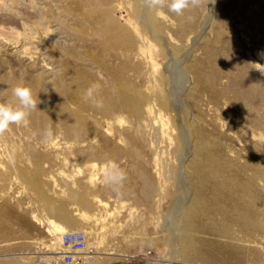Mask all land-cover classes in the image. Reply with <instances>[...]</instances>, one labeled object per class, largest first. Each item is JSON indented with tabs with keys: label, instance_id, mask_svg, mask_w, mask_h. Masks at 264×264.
Masks as SVG:
<instances>
[{
	"label": "rangeland",
	"instance_id": "obj_1",
	"mask_svg": "<svg viewBox=\"0 0 264 264\" xmlns=\"http://www.w3.org/2000/svg\"><path fill=\"white\" fill-rule=\"evenodd\" d=\"M138 1L0 0V103L18 106L12 90L20 85L39 101L27 125L11 124L0 133L1 259L40 251L39 243L50 238L48 218L68 232L82 231L75 213L85 212L88 224L98 228L99 248L123 255L112 260L100 255L94 264H167L171 247L164 218L177 202L196 221L185 234L190 245H178L188 254L179 263L264 264V67L257 60H264V0H199L181 15L165 0L163 7L147 5L148 29ZM211 3L213 16L190 50ZM8 43H17L25 56L14 54ZM164 44L169 56L162 53ZM146 50L161 71L169 57L190 50L183 66L191 89L186 86L174 102L188 107L193 134L214 149L210 158L200 159L190 141L192 156L179 168L175 128L168 124L170 139L156 135L154 121L145 115L143 95L152 91ZM169 71L171 84L184 82ZM93 84L99 88L85 99ZM201 189L197 209L191 210L193 194ZM231 205L257 218L248 217L249 224L261 223L262 233L235 226L221 232ZM208 210H213L209 225L202 216Z\"/></svg>",
	"mask_w": 264,
	"mask_h": 264
},
{
	"label": "bare ground",
	"instance_id": "obj_2",
	"mask_svg": "<svg viewBox=\"0 0 264 264\" xmlns=\"http://www.w3.org/2000/svg\"><path fill=\"white\" fill-rule=\"evenodd\" d=\"M140 3V5L144 6V12L142 14L139 15L140 17V21H141V24L143 26H145L147 29L149 28V24L151 22V18H150V12H149V8L147 7V3H146V0H139L138 1ZM224 2V1H223ZM148 8V10H147ZM212 9H213V3L210 4V11H209V14H208V17L207 19L205 20V22H203L204 24L201 26L200 28V32L197 33L196 36L194 37H191L192 40H191V43H190V50L194 47V45L196 44V41L199 39V36L202 34V32L204 31V29L206 28V25L208 23V19L210 18V15H212ZM214 11V10H213ZM213 16V15H212ZM206 18V17H205ZM2 39V38H1ZM188 40V39H187ZM257 40V39H256ZM4 41V40H3ZM142 41H144V39H142ZM255 41V40H254ZM30 42V41H29ZM247 43V42H246ZM9 44V43H8ZM189 44V43H188ZM248 44V43H247ZM11 45V48L15 51H12L14 54H18L20 55L21 54V57L25 56L26 52L25 50H21V49H18V46H17V43H13V44H9ZM32 46L36 49V46H34V44L32 43ZM163 46V45H162ZM178 46V45H177ZM10 48V49H11ZM140 48V47H139ZM254 49V48H253ZM34 50V49H33ZM186 50V49H185ZM190 50L186 51V52H182V54H180L178 57L176 58H170L166 61V64H165V70L161 71L160 69L157 68V65H156V62H155V59H156V56L154 55L153 52L151 51H143V56H144V59H145V67L147 68V71H148V74L150 76V78L152 79V91L149 93V94H144L143 95V98L145 99L144 101H147V107L145 109V115L146 117L149 119V120H153L154 123V127H155V131H156V135L157 133L160 134L162 136V138L164 139V137L168 136L169 138V130H168V124L171 123L172 126L175 128H173L176 132L175 134V137H171L173 138V140L176 142V149L178 150V152H180V155H179V160H180V167L179 168H184L183 164L184 162H186L188 160V157L191 155L190 151H189V147H190V141L193 142L192 144V148L193 150H195L197 153H199L200 155V159H205L206 157L210 158L211 155H212V147H210L209 145H207L206 143H204L201 138L195 134H193L192 131L194 126H191V119L189 120V114H188V107L186 108V105H178V104H175L174 100L176 99V97H179V95L184 92L185 90V87L187 85H185L186 83L189 84V81L191 79V77L188 75V73L185 72V70H187V68L184 70V66H183V63L185 61V59L188 57V54L190 53ZM167 52V54H166ZM258 52V51H257ZM36 53V52H34ZM162 53L166 54L169 56L170 54V48L164 44V48H163V51ZM259 53V52H258ZM30 54V53H29ZM252 55V53H251ZM29 57V56H28ZM262 57V56H261ZM190 58V57H189ZM258 62H260V64H262V66L264 67V60L263 61H259V59H257ZM257 62V61H256ZM165 63V62H164ZM190 64V63H189ZM259 64V65H260ZM185 65V64H184ZM187 65V64H186ZM182 66V67H181ZM194 67V66H193ZM164 68V67H163ZM259 69V68H258ZM169 70H171L172 72H176L178 74H181V80L183 79L184 82H174L173 84H171V81L169 80L167 74L170 72ZM188 71V70H187ZM173 74V73H172ZM192 75V73H191ZM194 75V74H193ZM172 76V75H171ZM178 76V75H177ZM173 78V77H172ZM193 79V78H192ZM195 79V77H194ZM177 81V80H175ZM193 81V80H192ZM191 82V81H190ZM195 82V81H194ZM199 82V81H198ZM199 85V84H198ZM188 89L190 90L191 87L187 86ZM199 87V86H198ZM198 89V88H196ZM197 91V90H196ZM164 92V93H163ZM166 92V93H165ZM189 93V92H188ZM194 93V92H193ZM165 94V95H163ZM62 95V94H61ZM138 95V94H137ZM123 96V94L120 95V98ZM141 96V95H140ZM195 96H197L195 94ZM60 98V96H59ZM142 98V97H141ZM142 98V99H143ZM175 98V99H174ZM252 98V97H251ZM123 99V98H122ZM182 99V98H181ZM184 99V98H183ZM255 99V98H254ZM165 100V101H164ZM196 100V99H195ZM121 101V100H120ZM121 103V102H120ZM180 104V101L178 102ZM195 103V102H194ZM183 104V103H182ZM185 104V103H184ZM187 104V103H186ZM132 105V104H131ZM130 105V106H131ZM188 105V104H187ZM81 107V106H80ZM60 108V107H59ZM62 108V107H61ZM64 108V107H63ZM120 108V107H119ZM130 108V107H129ZM134 108V107H133ZM46 109H50L48 107L45 108V111ZM83 109V108H81ZM121 109V108H120ZM123 109V108H122ZM126 109V108H125ZM191 110V109H190ZM193 110V109H192ZM48 111V110H47ZM62 111V110H61ZM120 111V110H119ZM52 114H54L53 111H51ZM49 112V113H51ZM48 113V114H49ZM60 112H58L59 114ZM64 114V112H62ZM197 113V112H196ZM62 114V115H63ZM47 115V114H46ZM67 115V114H66ZM65 115V116H66ZM144 115V116H145ZM196 115V114H195ZM64 116V117H65ZM192 116V114H191ZM198 116V115H197ZM196 116V117H197ZM118 118V117H117ZM195 118V117H194ZM200 118V117H198ZM196 118V119H198ZM203 120V119H202ZM200 119V121H202ZM199 122V120H198ZM148 123V122H147ZM204 123V122H203ZM65 124V123H64ZM198 124V123H197ZM207 124V123H206ZM67 127H69V124H66ZM90 125V124H88ZM146 125V124H145ZM150 125V124H149ZM72 126V125H71ZM69 127V130L70 128L73 127V129H75V131L77 130L76 128H74V126L72 127ZM85 126V125H84ZM199 126V125H198ZM205 127V126H204ZM207 127V126H206ZM81 128V127H80ZM83 128V127H82ZM89 128V126L87 127ZM86 128V129H87ZM91 128V127H90ZM109 128V127H108ZM146 128V127H144ZM67 129V128H66ZM118 129V128H117ZM148 129H150V126L148 127ZM196 129V128H195ZM199 129V128H198ZM209 129V128H208ZM72 130V129H71ZM80 130V129H79ZM83 130V129H82ZM85 130V129H84ZM153 130V129H151ZM68 131V129H67ZM74 131V130H73ZM90 131H93L90 130ZM115 131V129H114ZM88 132V131H87ZM85 132V133H87ZM105 132V131H104ZM120 132V131H119ZM118 132V133H119ZM145 132L146 129H145ZM154 132V131H153ZM152 132V133H153ZM210 132V131H209ZM77 133V131H76ZM82 133V132H81ZM84 133V134H85ZM89 133V134H88ZM87 133V137L88 135L90 136V132ZM92 133V132H91ZM174 133V132H173ZM194 133H196V131H194ZM67 134V133H66ZM71 134V133H70ZM208 134V133H207ZM69 135V133H68ZM67 135V136H68ZM73 135V133H72ZM78 135L79 132H78ZM94 135V134H93ZM151 135V134H150ZM172 135V133H171ZM170 135V136H171ZM191 135V136H190ZM193 135V136H192ZM227 135V134H226ZM74 136H75V133H74ZM77 136V134H76ZM82 136V135H81ZM80 136V137H81ZM84 136V135H83ZM82 136V138H83ZM86 136V134H85ZM148 136V135H147ZM154 136V135H153ZM220 136H222L220 134ZM78 137V136H77ZM96 137V136H95ZM2 139V138H1ZM84 139V138H83ZM120 139V138H118ZM170 139V138H169ZM78 140H82V139H78ZM77 140V141H78ZM261 140V139H260ZM52 141V140H51ZM57 141V140H56ZM91 141V140H90ZM121 141V140H120ZM154 141V140H153ZM164 141V140H162ZM166 141V139H165ZM251 141V140H250ZM59 142V141H58ZM57 142V143H58ZM74 142V141H73ZM157 142V141H156ZM261 142V141H259ZM56 143V144H57ZM72 143V142H71ZM88 143V142H87ZM209 143V142H208ZM253 143V142H252ZM51 144V143H49ZM92 144V143H90ZM154 144V142L152 143ZM174 144V142H173ZM172 144V146H173ZM47 145V144H46ZM52 145V144H51ZM50 145V146H51ZM49 146V145H48ZM49 146V147H50ZM71 145L67 146V147H70ZM157 146V145H156ZM219 146V145H218ZM250 146H252L250 144ZM55 147V146H54ZM73 147V146H72ZM108 148V147H107ZM173 148V147H172ZM218 148V147H217ZM222 148V147H221ZM250 148V147H249ZM170 149V148H169ZM191 149V147H190ZM243 149V148H242ZM251 149V148H250ZM175 151V149H172ZM220 150V148H219ZM247 150V149H246ZM261 150V149H260ZM165 151V150H164ZM173 151V152H174ZM255 151V150H254ZM172 152V153H173ZM235 152V151H234ZM241 152V151H240ZM256 152V151H255ZM73 153V152H72ZM164 153V152H163ZM171 153V154H172ZM195 153V152H194ZM244 153V152H243ZM264 153V152H263ZM169 154V155H171ZM174 154V153H173ZM190 154V155H189ZM226 154V153H225ZM196 155V154H195ZM247 155V154H246ZM262 155V154H261ZM192 156V155H191ZM190 156V157H191ZM12 157V156H11ZM67 157V156H65ZM195 157V156H194ZM249 157V156H248ZM263 157V155H262ZM177 158V156H176ZM196 158V157H195ZM228 158V157H227ZM199 159V158H198ZM178 160V161H179ZM214 160V159H213ZM224 160V159H223ZM226 160V159H225ZM228 161V160H227ZM70 162V161H69ZM194 163V162H193ZM211 163V162H210ZM216 163V162H215ZM215 163L212 161V166H215ZM229 163V162H228ZM66 164V163H65ZM187 164V163H186ZM207 164V163H206ZM217 164V163H216ZM246 164V163H245ZM70 165H71V162H70ZM194 165V164H193ZM248 165V164H247ZM250 165V164H249ZM186 166V165H185ZM217 166V165H216ZM237 166V165H236ZM243 166V165H242ZM240 165V167H242ZM203 167V165H202ZM205 167V166H204ZM207 167V166H206ZM209 167V166H208ZM239 167V168H240ZM245 167V166H244ZM243 167V168H244ZM254 167V166H253ZM217 168V167H216ZM238 168V169H239ZM247 168V167H246ZM193 169V168H192ZM202 169V168H201ZM200 169V170H201ZM230 169V168H229ZM235 169V168H234ZM233 169V170H234ZM255 169V168H254ZM187 170V169H186ZM226 170V169H225ZM182 171V170H181ZM194 171V170H193ZM209 171V169H208ZM219 171V170H218ZM235 171V170H234ZM251 171H252V168H251ZM186 172H189V171H186ZM205 172V171H204ZM231 172V171H230ZM191 173V172H190ZM255 173V172H254ZM257 173V172H256ZM183 174V173H182ZM188 174V173H187ZM249 174V172H248ZM251 174V173H250ZM191 175V174H190ZM193 175V174H192ZM207 175V174H206ZM183 176V175H182ZM188 176V175H187ZM184 177V176H183ZM191 177V176H190ZM195 177V176H193ZM213 177V176H212ZM256 177V176H255ZM264 177V176H263ZM144 178V177H143ZM178 178H180L178 176ZM211 178V177H210ZM251 178V177H250ZM92 179V178H91ZM234 179V178H233ZM248 179V178H246ZM185 180V179H184ZM189 180V179H187ZM198 179L196 178V181ZM213 180V178H212ZM232 180V179H231ZM249 180V179H248ZM215 181V180H214ZM226 181V179H225ZM228 181V180H227ZM263 181V180H262ZM190 181L186 182L189 183ZM208 182V181H207ZM206 182V183H207ZM232 182V181H231ZM234 182V181H233ZM236 182V181H235ZM150 182L147 181V183L145 184H148V186H151L149 185ZM215 183V182H214ZM227 183V182H226ZM258 183V182H257ZM209 184V183H208ZM225 184V183H224ZM255 184V183H254ZM259 184V183H258ZM263 184V183H261ZM190 185V184H189ZM207 185V184H206ZM231 185V184H230ZM146 186V185H145ZM264 186V185H263ZM195 187V186H194ZM207 187V186H206ZM223 187V186H222ZM259 187V186H257ZM153 187H149V190L152 189ZM232 188V187H231ZM142 189H143V186H142ZM145 189H148V187L146 186ZM188 189V188H187ZM193 189V188H192ZM196 189V188H195ZM210 188H208L209 190ZM228 189V188H227ZM250 189V187L248 188ZM186 190V189H185ZM216 190V189H215ZM221 190V189H220ZM247 190V189H246ZM254 190V189H253ZM152 191H155V190H152ZM206 191V189H205ZM211 191H214L213 188ZM243 191V190H242ZM151 192V191H150ZM149 192V193H150ZM187 192V191H186ZM262 192V191H261ZM143 193H146V192H143ZM188 193V192H187ZM192 193V192H191ZM199 193L200 195H198V191L196 192V194H193V198H192V201H190L191 199H189L190 203H191V207L192 209L191 210H194V208L196 207V198H200L201 197V194H204V191L199 190ZM239 193V192H238ZM249 194V193H248ZM256 194V193H255ZM142 195V194H141ZM146 196V194H144ZM152 195V194H150ZM259 195V194H258ZM261 195V194H260ZM120 196V195H119ZM192 195H190L191 197ZM214 196V194H213ZM236 196V195H235ZM148 197V196H147ZM189 197V196H188ZM220 197V196H219ZM249 197V196H248ZM255 197V196H254ZM253 197V198H254ZM146 198V197H145ZM247 198V197H246ZM147 199V198H146ZM245 199V198H244ZM188 200V199H187ZM230 200V199H229ZM98 201V200H97ZM234 201V200H233ZM241 201V200H240ZM238 202V201H237ZM245 202V201H244ZM261 202V201H260ZM48 203V202H47ZM98 203H101L100 201H98ZM189 203V202H188ZM201 203V202H200ZM218 203V202H217ZM243 203V202H242ZM49 204V203H48ZM51 204V203H50ZM49 204V205H50ZM240 204V203H239ZM255 204H258V202H255ZM261 204V203H260ZM200 205V204H199ZM217 205V204H216ZM52 206V205H51ZM187 207V206H186ZM188 208V207H187ZM1 209V208H0ZM8 209V208H7ZM49 209L50 206H49ZM197 209V208H195ZM9 210V209H8ZM188 210H190L188 208ZM206 210V209H205ZM241 207H237V206H234V205H231L230 208H229V212H225V216L223 217V224H222V227H221V232H223V230L225 231V229L229 228L230 226H235V227H238L240 228V232H243V233H255V232H260L262 233L263 231V226L261 223H255L253 221V223L251 222L249 224V219L248 217H250V215H245L242 213L241 211ZM250 210H252L250 208ZM5 211V210H4ZM57 211V210H56ZM65 211V210H64ZM213 211V210H212ZM211 210H208L207 212H205L202 216H204L207 220V223L208 225L211 223V218H212V215H213V212ZM220 211V210H219ZM83 212V211H81ZM184 210H183V203L179 205V203L175 202L172 204V207L170 208V210L168 211L166 217L164 218V228L168 229L169 230L167 231L168 232V235L170 237V251H169V258H170V262L167 263V264H189V263H179L180 260L183 261V260H187L188 259V254H184L182 255V252H181V249L178 248V245L181 244V243H185L184 245H190V239L189 237H186L185 234H189V231H192L191 227L194 223V219L193 217L195 216L193 213H188L184 215ZM218 212V211H217ZM60 213V212H59ZM58 213V215H59ZM67 213V212H66ZM85 213V212H84ZM84 213H75L76 216H78V218L76 219L77 222L79 221L84 229H81L82 232H84L86 234V239H87V248L84 252H82V254L80 255V258L82 260V262L80 264H86V263H92L94 264L95 261L97 260L98 257H100V255L102 256H108L107 257V260H112V259H116L118 258V256H123L122 254H119V253H116L114 252L113 250H107V249H100V245H101V242L102 241H99L100 237L98 236V231L97 229L98 228H95L93 225L91 224H88L87 220L89 219H86L87 216L86 214ZM115 212H112L110 213V215L112 217H115L116 215H114ZM203 213V212H202ZM211 213V214H210ZM63 214V213H61ZM117 214V213H116ZM64 215V214H63ZM69 216V214H67ZM220 215V214H219ZM218 215V216H219ZM9 217V215H8ZM89 217H92V216H89ZM117 217V216H116ZM199 217V216H198ZM253 217V215H252ZM250 217V218H252ZM262 217V216H261ZM68 218V217H67ZM66 218V219H67ZM195 218V217H194ZM217 218V216H216ZM254 218V217H253ZM193 219V222L191 224V220ZM255 220L257 218H254ZM260 219V218H259ZM253 220V219H252ZM259 221V220H258ZM90 222V221H89ZM196 222V221H195ZM199 222H202V221H199ZM198 222V223H199ZM262 222V221H260ZM46 225H47V232L50 236L49 238V241L47 243H50L51 245L55 246V248L57 247L58 245V242L60 240V237L67 233L68 231L65 229V227L61 224H59L58 222H55L53 221L52 219L48 218L46 220ZM263 223V222H262ZM201 224V223H199ZM203 224V223H202ZM201 224V226H202ZM217 224V223H216ZM215 224V225H216ZM205 225V224H204ZM199 226V225H198ZM217 226V225H216ZM220 227V226H219ZM193 228V227H192ZM196 229V227H194ZM208 228V227H207ZM194 229V230H195ZM200 229V227H199ZM202 229V228H201ZM211 229V228H209ZM193 230V231H194ZM197 230V229H196ZM203 231V229H202ZM205 231V229H204ZM211 231V230H210ZM209 230L207 232H210ZM217 231V230H216ZM195 232V231H194ZM212 232V231H211ZM214 232V231H213ZM212 232V233H213ZM218 234V233H217ZM259 234V233H258ZM100 235V234H99ZM220 235V234H219ZM262 235V234H260ZM168 237V238H169ZM32 243V242H31ZM30 243V244H31ZM42 243V244H41ZM45 241H41L39 244L40 245H44L46 247L45 244ZM263 243V242H262ZM34 244V243H33ZM37 244V245H39ZM261 244V243H260ZM257 245V244H255ZM259 245V243H258ZM263 245V244H262ZM262 245H259V246H262ZM48 246V245H47ZM49 247V246H48ZM35 248V247H34ZM39 248V247H38ZM257 248V247H256ZM233 250V249H232ZM258 250V249H257ZM6 253V252H5ZM40 253L39 251H35L33 252V254H19L18 255H11V257H4L2 258L4 261H9L10 260H17V262H21L22 264H31V263H34V261H36V264H49L48 261L44 260V259H40ZM104 257V258H105ZM1 259V258H0ZM2 259H1V262H2ZM6 261V263H7ZM188 261V260H187ZM10 262V261H9ZM14 262V261H13ZM1 264V263H0ZM5 264V263H4Z\"/></svg>",
	"mask_w": 264,
	"mask_h": 264
},
{
	"label": "clouds",
	"instance_id": "obj_3",
	"mask_svg": "<svg viewBox=\"0 0 264 264\" xmlns=\"http://www.w3.org/2000/svg\"><path fill=\"white\" fill-rule=\"evenodd\" d=\"M214 2V0H212ZM149 7L155 8L157 6L163 7L165 0H146ZM199 0H171L170 11L181 15L190 6H197ZM99 85L93 84L91 88L85 93V99L91 97L92 90L98 89ZM13 95L19 101V105L13 107L12 104L0 103V133L6 131L11 124H25L27 125V117L31 110H36L38 100L34 97L32 90L27 86H17L13 90ZM97 106L99 103L97 102ZM50 135V133H49Z\"/></svg>",
	"mask_w": 264,
	"mask_h": 264
},
{
	"label": "built area",
	"instance_id": "obj_4",
	"mask_svg": "<svg viewBox=\"0 0 264 264\" xmlns=\"http://www.w3.org/2000/svg\"><path fill=\"white\" fill-rule=\"evenodd\" d=\"M40 245V259L49 264H80V255L87 248L86 234L82 231H72L60 237L57 247L50 243ZM49 247H48V246Z\"/></svg>",
	"mask_w": 264,
	"mask_h": 264
}]
</instances>
